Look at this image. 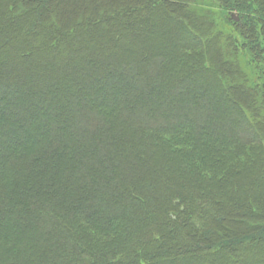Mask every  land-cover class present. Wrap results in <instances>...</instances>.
Wrapping results in <instances>:
<instances>
[{"label":"trees","instance_id":"obj_1","mask_svg":"<svg viewBox=\"0 0 264 264\" xmlns=\"http://www.w3.org/2000/svg\"><path fill=\"white\" fill-rule=\"evenodd\" d=\"M14 2L0 264H264V0Z\"/></svg>","mask_w":264,"mask_h":264},{"label":"rangeland","instance_id":"obj_2","mask_svg":"<svg viewBox=\"0 0 264 264\" xmlns=\"http://www.w3.org/2000/svg\"><path fill=\"white\" fill-rule=\"evenodd\" d=\"M15 6H17V5H19V3H20V0H15ZM56 3H57V1L55 2V1H50V8H49V11L48 12H50V13H47L48 14V16H52V14H54V11H55V8H56ZM71 3H73V1L71 2ZM28 4L29 5H31V6H34L35 4H36V2L35 1H29L28 2ZM73 4H76V3H73ZM77 6V10H75L74 12L75 13H77L78 14V16L83 12V8H82V6H79V4H78V2H77V4H76ZM75 6V5H74ZM30 7V6H29ZM151 10V9H150ZM175 10V9H174ZM154 11H156V10H151L150 12H153L154 13ZM174 13L176 12V11H173ZM172 12V14H174ZM144 13H146V11L144 12ZM138 14V13H137ZM137 14H133L132 13V16H134V17H136V16H138ZM147 14V13H146ZM33 16H36V15H32V17ZM144 16V15H143ZM6 18H7V16H3V20H6ZM149 18V17H148ZM121 19V18H120ZM10 22H11V20H9ZM85 25V24H84ZM6 26H7V24H6ZM10 29H7V32H8V36H10L11 35V31H13V33H14V28L15 27H13V24H10ZM18 27H16V29H17ZM22 31L20 32V34H18V35H21V34H24V35H27V36H30V33H26L25 31H24V28L22 27V29H21ZM36 33V35L38 36V37H36L38 40H39V42L41 41V42H44L45 41V39L46 38H48V34H46L45 35V38L43 37V35L41 34L42 32H40V34H38V32L37 31H34L33 32V34H35ZM40 35V36H39ZM15 37V36H14ZM36 39V40H37ZM43 39V40H42ZM37 40V41H38ZM62 41V40H61ZM46 49H45V47H44V44H42L41 46H40V48H38L37 49V53H44V51H45ZM48 51V50H47ZM178 171H179V169H177ZM249 221V220H248ZM262 222V221H264V217H259V218H255V220H253V222Z\"/></svg>","mask_w":264,"mask_h":264},{"label":"water","instance_id":"obj_3","mask_svg":"<svg viewBox=\"0 0 264 264\" xmlns=\"http://www.w3.org/2000/svg\"><path fill=\"white\" fill-rule=\"evenodd\" d=\"M233 19H234L235 21H239V17H238V15H237V14H233Z\"/></svg>","mask_w":264,"mask_h":264}]
</instances>
